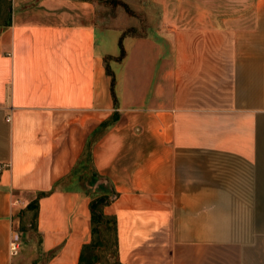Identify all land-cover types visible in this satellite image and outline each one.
<instances>
[{
  "label": "crops",
  "instance_id": "1",
  "mask_svg": "<svg viewBox=\"0 0 264 264\" xmlns=\"http://www.w3.org/2000/svg\"><path fill=\"white\" fill-rule=\"evenodd\" d=\"M117 1L0 0V264H78L99 185L118 264H264V0Z\"/></svg>",
  "mask_w": 264,
  "mask_h": 264
},
{
  "label": "trees",
  "instance_id": "2",
  "mask_svg": "<svg viewBox=\"0 0 264 264\" xmlns=\"http://www.w3.org/2000/svg\"><path fill=\"white\" fill-rule=\"evenodd\" d=\"M101 1L109 2L112 5H122L117 0H101ZM129 33H131V31H127L124 34H129ZM123 56H124V50L120 45V55L118 58H122ZM107 72H108V75L112 77L111 91H112V96L115 101L116 99H115V95L113 92V87H114L113 75L109 70H107ZM108 125H109V122H106L103 128H106ZM89 145L90 144H88V149H89ZM86 154L89 160L90 152L87 151ZM86 168H87V173L89 174V177L91 178L90 175L94 172V170L91 167V165L90 167H86ZM93 179L94 181H97L95 177ZM44 195L45 193L37 194L35 199L29 202L28 205L25 207V209L21 211L20 223H19V232H21V234H24L27 231L26 219H25L27 216H29L28 218L32 222L33 230H36L38 200ZM114 197H116V195L112 191L100 193L99 195L92 197L90 201V205H89V209L91 213L92 241L90 242V244L85 245L83 247L78 264H96L97 259L95 258V255L93 252L96 248L105 245V243L107 242L106 234H108L110 231L113 233V238L111 240V245L114 247L113 254L115 256L117 255L115 220L114 218L108 217L104 215L103 213V208L109 205ZM110 222H112V226L108 225ZM113 264H118V262L114 261Z\"/></svg>",
  "mask_w": 264,
  "mask_h": 264
},
{
  "label": "rangeland",
  "instance_id": "3",
  "mask_svg": "<svg viewBox=\"0 0 264 264\" xmlns=\"http://www.w3.org/2000/svg\"><path fill=\"white\" fill-rule=\"evenodd\" d=\"M145 26L146 25L140 26V30L142 32L145 31V28H146ZM131 29L132 30L128 29V31H131V33H133V31H136L133 28H131ZM102 37H103L102 32L100 30L97 31V46H98V48H102V46H103L102 45L103 42L101 41ZM81 178H82L81 180H82L83 184H85V185L88 184V183H91L93 181L89 177V174L87 173V171L86 172L85 171L82 172ZM97 188L99 189V191H96L97 195H99L100 193L108 192L107 187H105V186L102 187V186L99 185ZM28 217L29 216H27L25 218L26 219V228H27V231L25 232V234L22 235L21 232H19V228L17 229L18 235H19L18 240L20 241L19 250L23 246L25 247L26 244H28L27 242L29 241L30 235L32 234L31 232L33 231L32 222L29 220ZM112 238H113V233L110 231L108 234H106L107 242L105 243V245L100 246V247H98V248H96L94 250L93 253L95 255V258L97 259L96 260L97 261L96 264H113L114 261H116V256L113 254L114 247L111 245ZM34 239H35V237H34Z\"/></svg>",
  "mask_w": 264,
  "mask_h": 264
},
{
  "label": "built area",
  "instance_id": "4",
  "mask_svg": "<svg viewBox=\"0 0 264 264\" xmlns=\"http://www.w3.org/2000/svg\"><path fill=\"white\" fill-rule=\"evenodd\" d=\"M1 169V168H0ZM19 250V241L18 237L14 236L8 243V251L11 256H14L18 253Z\"/></svg>",
  "mask_w": 264,
  "mask_h": 264
},
{
  "label": "water",
  "instance_id": "5",
  "mask_svg": "<svg viewBox=\"0 0 264 264\" xmlns=\"http://www.w3.org/2000/svg\"><path fill=\"white\" fill-rule=\"evenodd\" d=\"M93 176L97 179V185L99 184H107L110 189H112V185L110 184V182L108 181V179L104 178V177H99L96 173H93Z\"/></svg>",
  "mask_w": 264,
  "mask_h": 264
}]
</instances>
